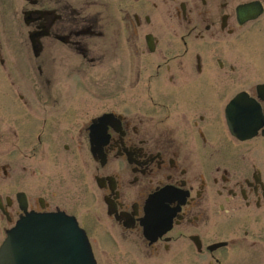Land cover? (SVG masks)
Returning <instances> with one entry per match:
<instances>
[{
	"label": "flooded vegetation",
	"instance_id": "af4514ba",
	"mask_svg": "<svg viewBox=\"0 0 264 264\" xmlns=\"http://www.w3.org/2000/svg\"><path fill=\"white\" fill-rule=\"evenodd\" d=\"M0 9V246L63 212L93 251L97 231L158 264H264V0Z\"/></svg>",
	"mask_w": 264,
	"mask_h": 264
},
{
	"label": "water",
	"instance_id": "95a60500",
	"mask_svg": "<svg viewBox=\"0 0 264 264\" xmlns=\"http://www.w3.org/2000/svg\"><path fill=\"white\" fill-rule=\"evenodd\" d=\"M0 264H96L85 232L64 213L22 217L0 247Z\"/></svg>",
	"mask_w": 264,
	"mask_h": 264
},
{
	"label": "rangeland",
	"instance_id": "374dc122",
	"mask_svg": "<svg viewBox=\"0 0 264 264\" xmlns=\"http://www.w3.org/2000/svg\"><path fill=\"white\" fill-rule=\"evenodd\" d=\"M3 9H0V20L4 19L3 15ZM4 29H0V37H3ZM10 31V30H9ZM255 31V32H254ZM254 33L255 36L257 37H264V20H261L258 24L255 25L254 28ZM3 90L0 87V95H3ZM13 96L14 93H12ZM98 94L96 95L95 93L91 94V100L95 101L98 100ZM33 147V144L28 145V154L32 155V152L30 151ZM36 152V151H34ZM35 160L36 157L31 158L30 163L31 166H35ZM59 166L58 168H60ZM34 181V180H33ZM36 191V185L34 184L32 187V192L35 193ZM79 202L78 199L75 200V203ZM79 209L82 211L84 210L83 206H80ZM101 233L94 231L91 234V239L93 241V247H94V254L97 259L98 264H138V253L136 252H128V251H123V248L120 246L119 239L117 236L114 237L116 242H110L108 239V236L106 237L103 236L101 239ZM105 240V241H104ZM139 258V257H138ZM142 261H144V264H158L155 260L153 259H148V258H139Z\"/></svg>",
	"mask_w": 264,
	"mask_h": 264
}]
</instances>
